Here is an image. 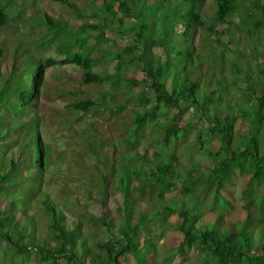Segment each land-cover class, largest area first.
Instances as JSON below:
<instances>
[{"label": "trees", "instance_id": "trees-1", "mask_svg": "<svg viewBox=\"0 0 264 264\" xmlns=\"http://www.w3.org/2000/svg\"><path fill=\"white\" fill-rule=\"evenodd\" d=\"M3 1L0 30L9 27L19 4ZM27 1L33 30L56 54L37 60L35 68L32 58L24 67L22 55L2 63L6 46L0 40V244L13 253L6 257L0 248V264H17L16 257L40 264H125L128 256L149 264L171 231L183 239L164 254L165 264L176 257L188 264H264V70L255 78L249 63L244 76L236 63L232 83L236 88L243 81V103L226 104L225 95L236 97L231 89L225 93L212 68L205 72L209 67L198 52L207 46L220 64L226 51L239 57L232 46L264 30V0H212L211 14L207 0H52L77 19L96 21L76 29L39 11L40 0ZM150 4L165 6L168 14L159 20L176 22L175 28L137 23L139 9ZM109 33H128L132 44L109 55L102 47L111 42ZM91 38L96 45L88 44ZM107 58L116 61L114 72L102 67ZM48 99L54 103L47 105ZM190 114L199 123L201 149L219 146L207 150L212 167L184 173L171 147L188 138L192 123L183 120ZM90 118L107 124L110 135L88 124ZM239 120L248 132L240 131ZM53 124L60 137L49 132ZM54 171L62 179L57 196L47 189ZM238 175L245 180V216L227 220L230 211L221 210L206 222L203 203L212 197L227 206L223 193ZM173 191L182 199L164 206ZM33 207L46 219L45 235ZM23 215L32 217L31 232L20 227Z\"/></svg>", "mask_w": 264, "mask_h": 264}, {"label": "rangeland", "instance_id": "rangeland-1", "mask_svg": "<svg viewBox=\"0 0 264 264\" xmlns=\"http://www.w3.org/2000/svg\"><path fill=\"white\" fill-rule=\"evenodd\" d=\"M87 1V0H85ZM90 2V1H89ZM212 0H207V6L205 8V11L209 14H211L212 10L210 11V8L212 6ZM4 1L0 0V6H3ZM80 6L82 3H78ZM99 4V3H98ZM29 4L27 0H19L18 6H16L12 13V21L6 29L0 30V40L5 43L6 46V55L4 59H1L2 63L6 62L7 64H11L16 56L22 55V62L24 64V67H28L29 64L27 63L30 58L31 60V66L37 67V60H44L45 56H52L54 57L55 49L52 46L49 48V43L45 42L44 40L40 39L39 34L36 30H33L32 25V11L29 9ZM19 10V11H17ZM39 11L45 12L49 16L53 17H62L68 20L71 24L74 25V28H79V26L84 25L85 22L89 21V23L96 22L95 20L91 18H85L83 19H77L76 17L72 16L69 11L65 7H63L61 4L56 3L52 0H40L39 2ZM139 10H142V17L137 19L140 22L149 21L154 27L158 28L159 26L163 29L169 28L170 31L175 28L176 22H168L164 23L163 21L160 22V20H163L162 17L166 16L168 14V10L165 6L162 4L153 5L150 4L149 7H143ZM21 11V12H20ZM100 19V18H99ZM157 19V20H156ZM160 19V20H159ZM155 20L157 22H155ZM131 20H127L126 23H129ZM40 24V23H39ZM43 26V25H42ZM44 27V26H43ZM37 28V27H36ZM92 32V30H90ZM247 33V30L246 32ZM81 34V33H80ZM94 35H98L94 33ZM242 36V35H240ZM247 39H246V38ZM109 38L111 39V42L107 45H103L102 47L107 48V52L110 54H113L114 52L118 51L122 47H127L128 45L132 44L131 36L127 34L118 36L116 33H109ZM239 38V37H238ZM264 38V30L261 31L260 34L255 35L254 37H250L246 34V36L242 37V43L241 44H235L232 46V49L239 54V57L236 55V53H231L226 51V55L228 57L225 58V63L220 64L222 59H217L212 51L207 52L206 48L207 46H199L198 52L204 53L202 55L204 64L209 67L206 69L205 72H208L209 74L213 71L215 72V75H217V79L223 78V85H225V93L227 94L229 92L228 89H231V93L236 97L234 101L229 100V94L225 95L228 99H226V104H233L235 101L239 103H243L242 97L245 92V86L242 80L239 81L238 87H234L233 80L238 76L235 72L234 65L237 63L241 67L244 66L243 69V75L245 76L246 67L250 63L248 70L251 69V72L253 73V76L255 78L258 77L259 70H264V42L261 43V39ZM198 36L196 37L197 44L199 43ZM241 39V38H240ZM239 39V40H240ZM225 41H228V39H225ZM35 42L40 43L39 46H35ZM42 42L45 44V46H41ZM89 45H96V40L94 38H91L89 40ZM105 49V48H104ZM106 50V49H105ZM30 52V53H29ZM101 53V49H97V53ZM25 53H29L26 56H24ZM56 54V53H55ZM31 55V56H30ZM108 55V57H109ZM24 56V57H23ZM260 57V59L258 58ZM5 63V64H6ZM116 61H113L111 58H107L104 61H102L101 65L102 67H107L110 72H114V68L116 66ZM223 66V68H222ZM212 68V69H211ZM242 68V67H241ZM226 69V76L227 78L224 81V77L221 75V70ZM77 70L75 68H70V72L74 73ZM129 73H132V70L128 71ZM242 74L239 76L243 77ZM196 78V77H195ZM225 83V84H224ZM140 91V88L135 89L133 91V94H138ZM220 92V91H219ZM224 101V100H223ZM47 105H52L54 101H51L48 99L46 101ZM129 107V106H128ZM185 123L190 124L192 123V127L189 128V134L187 139H181L180 145L176 148L171 147L172 151H175L178 156L180 157V163L181 168L184 173H186L188 170L191 169L193 166L194 168H197L198 171H204L207 168H210L213 166V163L211 161V158L207 155V150H215L218 148L219 144L218 142H214L211 145L206 144V148L201 149V145L197 141V135L198 131L197 128H199V123L196 120V118L190 114L184 117L183 120ZM194 121V122H193ZM88 124H95L98 126V128L105 134L110 135V132L108 131V125L105 124L101 119L97 118H90L87 121ZM49 127V125H48ZM58 126L56 124H53L51 127H49V132L53 135V137L57 138L61 136V132L57 128ZM237 127L240 129L242 133L248 132V127L245 125V123L242 122V120H239L237 123ZM114 135L117 137V132L115 130ZM150 134H147V137ZM48 136V135H47ZM49 139V136L47 137V140ZM208 140L209 137L204 135V140ZM161 149V148H160ZM163 150V148L161 149ZM49 184L47 186V189L54 195L57 196L59 190L61 189V178L59 173L54 171L49 176ZM245 189V180L241 176H236L233 180V183L229 186V188L223 193L224 194V200L226 203H228L227 206L224 205V203L220 201H215L212 197L208 198L201 207V212L204 215V220L206 222H211V219L213 217V214L223 210L225 212L230 211V215L226 216L227 220L235 221L237 219L243 218L245 215L243 206L245 204V199L243 197V191ZM180 192L173 191L171 193H167L165 196V200L163 201L164 206H171L174 207L177 201L179 202L181 200ZM5 205L4 202L0 203V210H4L5 208H2ZM148 210V208H146ZM31 214L34 216V221L37 222L40 227L39 231L42 235H45V228L44 224L46 223V219L43 216V213L40 208L33 207V210ZM19 220H21L24 224V226L20 227H26L28 228L29 232L32 231L33 228V221L32 217L25 218L19 217ZM178 220V217L176 215H172L169 219L170 222L174 223ZM34 222V223H35ZM182 235L178 232H168L167 236L164 240H162L158 244V255L155 257V260H150L149 264H165V261H163L164 254L168 253L171 249L176 248L179 246V244L182 241ZM1 251L3 252V255L6 254V257L13 256V253L11 249H8L7 246H5V243L0 244ZM153 258V257H152ZM16 263L17 264H40L38 262L29 261L26 260L23 257H16ZM123 262L125 264H135V260L133 257L128 256L123 259ZM15 264V263H14ZM173 264H188L186 261L176 257L174 259Z\"/></svg>", "mask_w": 264, "mask_h": 264}]
</instances>
